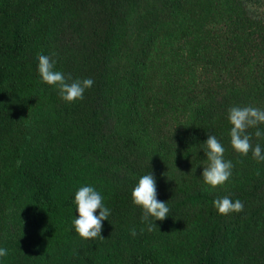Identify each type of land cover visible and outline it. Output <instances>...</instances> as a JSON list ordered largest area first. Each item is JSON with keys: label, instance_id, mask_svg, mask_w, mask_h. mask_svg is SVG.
Instances as JSON below:
<instances>
[{"label": "trees", "instance_id": "1", "mask_svg": "<svg viewBox=\"0 0 264 264\" xmlns=\"http://www.w3.org/2000/svg\"><path fill=\"white\" fill-rule=\"evenodd\" d=\"M38 54L93 79L84 98L42 82ZM232 106L264 109V16L245 0H0V264H264V162L231 146ZM211 134L234 164L217 187ZM150 172L170 209L151 232L131 196ZM81 186L110 209L102 237L75 231ZM224 196L243 211L219 214Z\"/></svg>", "mask_w": 264, "mask_h": 264}, {"label": "clouds", "instance_id": "2", "mask_svg": "<svg viewBox=\"0 0 264 264\" xmlns=\"http://www.w3.org/2000/svg\"><path fill=\"white\" fill-rule=\"evenodd\" d=\"M54 56L55 54L52 56L38 54L37 56V71L42 82L55 86L61 99L68 103L82 100L85 90L93 86V79H73L71 74L66 75L62 71L56 70L57 60L53 58ZM227 118L232 125L229 135L233 149L244 156L251 152L253 159L264 162V149L259 143L253 145V134L248 132L249 128H255L254 136L257 139L264 138V131L259 128V125L264 124V109L253 106H232L228 109ZM201 148L207 157L206 162L203 163L204 183L212 187L223 185L231 177L234 164L231 160L224 159L225 149L222 143L214 134H211L201 144ZM157 195L156 180L151 172L139 178L131 193L133 203L143 209L141 220L142 223H147L149 232L154 230V225L149 222V218H154L155 221L164 220L170 211L167 203L160 201ZM74 203L79 213V216L72 221L75 231L83 239L102 237V222L108 220L110 215V209L105 207L102 195L92 186H81L75 193ZM213 206L221 215L241 212L244 209V204L239 199L233 202L228 196L217 197L213 201ZM98 209L100 210L99 215H96ZM143 231L144 229H141V232ZM131 234L133 236L137 234L135 228L131 230ZM7 255L8 250L0 248V257Z\"/></svg>", "mask_w": 264, "mask_h": 264}, {"label": "rangeland", "instance_id": "3", "mask_svg": "<svg viewBox=\"0 0 264 264\" xmlns=\"http://www.w3.org/2000/svg\"><path fill=\"white\" fill-rule=\"evenodd\" d=\"M249 10L256 16H264V0H245Z\"/></svg>", "mask_w": 264, "mask_h": 264}]
</instances>
